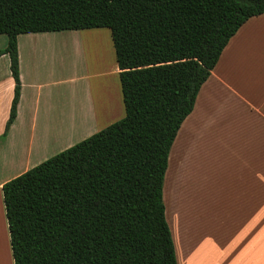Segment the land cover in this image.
Segmentation results:
<instances>
[{"label":"trees","instance_id":"trees-1","mask_svg":"<svg viewBox=\"0 0 264 264\" xmlns=\"http://www.w3.org/2000/svg\"><path fill=\"white\" fill-rule=\"evenodd\" d=\"M264 0H0L15 94L18 37L108 28L125 117L3 185L14 264H178L164 181L177 134Z\"/></svg>","mask_w":264,"mask_h":264},{"label":"crops","instance_id":"crops-1","mask_svg":"<svg viewBox=\"0 0 264 264\" xmlns=\"http://www.w3.org/2000/svg\"><path fill=\"white\" fill-rule=\"evenodd\" d=\"M81 31L88 30L69 31L67 38L90 40ZM59 33L18 37L21 97L6 136L15 80L9 55L0 57V212L8 250L0 256L7 254L10 264L3 185L117 122L125 111L119 74L108 69L95 77L110 82L101 81L93 92L86 84L84 99L70 101L66 112L51 89L58 82L44 81L40 63L34 69L29 63L26 78L21 38L37 53L38 41ZM7 45L8 37L0 35V50ZM77 130L65 138L64 132ZM165 176L178 264H264V14L249 19L223 50L177 134Z\"/></svg>","mask_w":264,"mask_h":264},{"label":"rangeland","instance_id":"rangeland-1","mask_svg":"<svg viewBox=\"0 0 264 264\" xmlns=\"http://www.w3.org/2000/svg\"><path fill=\"white\" fill-rule=\"evenodd\" d=\"M89 31V32H88ZM87 32L81 31L80 33L91 34L89 43H81L77 41L79 39H74L70 41L67 37L71 32H60L59 34L46 39L38 41L41 51L37 53H30L27 49V44L25 45V38H21L20 43L23 50V69H25L26 78L29 77V63H31V68H35V62L40 63L41 73L44 75V81L46 83L53 82L56 80L58 84L56 86H51L58 93V97L61 99L65 110V106L71 101H78L79 99H84V89L87 84L89 90L91 84L93 86H99L104 81L105 83L110 82L107 78L95 77L99 72H104V70H109L111 73L119 74L116 62V54L113 46L112 33L108 28H98L95 30H88ZM79 36V35H72ZM2 37H7L2 35ZM86 52V56L85 53ZM82 56V57H81ZM82 59V61H81ZM80 61V62H79ZM110 61V64H108ZM79 62V63H78ZM83 62V63H82ZM85 76H88V80H84ZM79 77L78 80H76ZM115 78V77H114ZM79 81V82H77ZM99 83V84H98ZM120 84V80H118ZM50 84V83H49ZM49 84L46 85L47 91H49ZM108 84V83H107ZM125 117V111L121 120ZM80 130L77 132L70 133L64 132L65 138L71 135L79 134ZM93 132V131H91ZM98 133V132H96ZM88 133L91 135L96 134ZM81 136H85L87 133H80ZM68 135V136H67ZM87 138V137H86ZM64 143L67 141L64 139ZM166 185V176L165 184ZM165 192V186H164ZM164 201L165 193H164ZM167 208V207H166ZM167 217V210H166ZM168 221V219H167ZM169 224V221H168ZM170 226V225H169ZM172 238L175 245V230L173 231L170 227ZM176 246V245H175ZM176 250V247H175ZM0 251L6 252L8 254L6 246V234L4 231L3 220L0 212ZM7 254L1 256L6 264L9 263ZM177 255V253H176ZM1 259V258H0ZM1 262V261H0Z\"/></svg>","mask_w":264,"mask_h":264},{"label":"bare ground","instance_id":"bare-ground-1","mask_svg":"<svg viewBox=\"0 0 264 264\" xmlns=\"http://www.w3.org/2000/svg\"><path fill=\"white\" fill-rule=\"evenodd\" d=\"M77 41H81V43H87V41H89V40H86V38H80V40H77ZM84 53H85V56H86V52L84 51ZM82 57V56H81ZM81 61H82V59H81ZM80 62V61H79ZM78 62V63H79ZM83 63V62H82ZM90 88H91V92H93L94 91V86L91 84V86H90ZM95 91H97V90H95ZM88 92V91H87ZM92 95H93V93H92ZM89 99V98H88ZM84 102V101H83ZM70 133V132H69ZM0 258H2L1 256H0ZM3 259V258H2ZM4 260V259H3ZM3 260H1L0 259V263L1 264H6V262L5 261H7V260H5V261H3Z\"/></svg>","mask_w":264,"mask_h":264}]
</instances>
